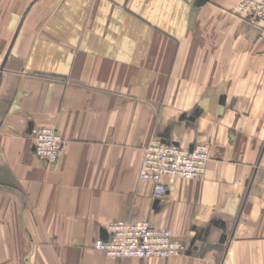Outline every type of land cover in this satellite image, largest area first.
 <instances>
[{
  "label": "crops",
  "instance_id": "crops-1",
  "mask_svg": "<svg viewBox=\"0 0 264 264\" xmlns=\"http://www.w3.org/2000/svg\"><path fill=\"white\" fill-rule=\"evenodd\" d=\"M241 1L0 0V264H264V21ZM35 126L67 141L58 161ZM154 136L210 156L157 201ZM120 219L189 250L108 256Z\"/></svg>",
  "mask_w": 264,
  "mask_h": 264
},
{
  "label": "built area",
  "instance_id": "built-area-1",
  "mask_svg": "<svg viewBox=\"0 0 264 264\" xmlns=\"http://www.w3.org/2000/svg\"><path fill=\"white\" fill-rule=\"evenodd\" d=\"M240 11L249 18L264 21V0H242ZM30 136L36 156L47 163L58 161L67 141L59 131L33 127ZM208 144L184 148L161 137H152L144 148L139 179L153 184V198L161 200L168 193L165 178L201 179L208 167ZM107 239L99 238L95 248L108 256L125 258H170L189 249L169 228H158L147 221L116 220L107 228Z\"/></svg>",
  "mask_w": 264,
  "mask_h": 264
},
{
  "label": "water",
  "instance_id": "water-1",
  "mask_svg": "<svg viewBox=\"0 0 264 264\" xmlns=\"http://www.w3.org/2000/svg\"><path fill=\"white\" fill-rule=\"evenodd\" d=\"M205 1H206V0H199L198 5L203 4ZM102 237H103L104 239H107L108 234H107V231H106V230H103V231H102Z\"/></svg>",
  "mask_w": 264,
  "mask_h": 264
}]
</instances>
